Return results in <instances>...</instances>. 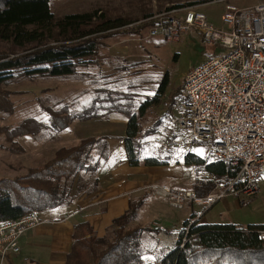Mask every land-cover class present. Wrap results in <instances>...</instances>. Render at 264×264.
<instances>
[{
    "label": "trees",
    "instance_id": "trees-1",
    "mask_svg": "<svg viewBox=\"0 0 264 264\" xmlns=\"http://www.w3.org/2000/svg\"><path fill=\"white\" fill-rule=\"evenodd\" d=\"M200 2V1H199ZM187 3L176 4L185 6ZM188 4H193L189 2ZM154 13L142 18L111 16L103 8L69 12L57 17L51 0H0V82L17 75H64L74 73L79 64L91 61L97 54L99 40L117 35L138 33L156 22ZM139 20L142 22L133 24ZM132 24V25H131ZM169 78L166 77L154 96L141 103L135 98H117L107 112L122 111L129 121L124 145L126 161L136 165H161L183 161L196 165L192 188L205 195L214 184L199 176L201 171L223 176L230 165L211 154L187 151L182 158L166 154L145 155L149 136L156 133L154 125L143 128L148 111L161 103ZM184 86L170 97L168 110L184 99ZM0 110L13 109L7 94L0 91ZM127 105V106H126ZM66 113L63 109L52 121L53 137L67 128L74 119L87 120L100 112ZM173 109V108H172ZM170 112V111H169ZM58 114V113H56ZM40 121L28 117L9 128L0 127L6 138L42 132ZM53 128V127H52ZM176 137L173 132L171 139ZM110 156V142L105 136L82 138L72 146H62L55 156L39 167H31L16 178L0 177V221L18 219L28 213L72 203L82 192H93L99 186L98 171ZM77 190L76 195L73 194ZM144 199L132 202L130 208L113 220L104 236H98L88 221L74 225L73 242L65 264H145L144 255L153 253L162 264H264V223L246 227L236 223H202L196 212L180 228L181 238L188 231L184 245L166 249L158 246V232L150 225H134ZM187 229V230H186ZM37 264V263H32Z\"/></svg>",
    "mask_w": 264,
    "mask_h": 264
},
{
    "label": "rangeland",
    "instance_id": "rangeland-1",
    "mask_svg": "<svg viewBox=\"0 0 264 264\" xmlns=\"http://www.w3.org/2000/svg\"><path fill=\"white\" fill-rule=\"evenodd\" d=\"M184 1L186 5L189 2L194 4L201 1L199 10L205 12L209 20L218 27H225L221 21L224 5L228 1H239L240 4H244L251 0ZM166 4L153 0H51L52 9L57 17L69 12L103 8L111 16L126 15L142 18L145 13L162 11ZM128 36L129 34L117 35L99 40L98 51H108L104 45H126L128 56L124 58L117 60L116 57L107 58L109 54L106 51L105 55L102 52L97 55V62L79 64L76 71L71 74H16L11 80L0 82V91L7 94L13 107L11 111L0 110V127L11 128L28 117L40 121L44 127L41 135L38 133L28 137L18 136L14 140H9L4 133H0V177L16 178L27 172L29 168L23 163L24 147L27 150L30 148L31 153H34L31 157V160L34 158L31 162L33 167H39L47 162V158L55 148L54 145H70L77 141L72 133L65 134L61 138L58 135L55 139L49 137L54 134L55 128L51 119L59 115L60 110L63 109L68 114L79 111L85 113L86 108H88L86 112H102L115 104L120 99L117 100L119 95L123 100L133 96L136 103H141L157 93L166 77L169 78V84L161 103L154 105L142 121L143 128L154 125L157 129L156 133L148 138L145 155L152 153L164 155L167 150L172 151L174 157L182 158L187 151L200 155L208 152L205 143L185 139V133L179 130L175 122V113L172 109L174 106L168 110L169 99L184 86L185 77L190 70L226 50L204 40L197 30L182 32L178 41H169L163 35L149 36V27L133 34L134 39ZM113 66L118 73L113 71ZM173 132L181 140L180 146L168 149L163 144L171 139ZM171 161L174 162L173 159ZM175 164H183L186 167V176L191 174L189 178L187 177L184 186L191 188L196 175V165L185 164L183 161ZM204 173L205 171H201L199 176L202 177ZM259 186L260 192L256 195H230L216 202L204 214L202 213L201 221L236 223L243 227L264 223V175L259 181ZM194 208L199 213L205 210L200 206ZM170 209L172 214L182 213L185 218H190L192 215L189 205L183 210ZM148 220V218L143 219L140 225L147 223ZM180 222L182 223L181 219ZM137 223L132 222L131 226Z\"/></svg>",
    "mask_w": 264,
    "mask_h": 264
},
{
    "label": "built area",
    "instance_id": "built-area-1",
    "mask_svg": "<svg viewBox=\"0 0 264 264\" xmlns=\"http://www.w3.org/2000/svg\"><path fill=\"white\" fill-rule=\"evenodd\" d=\"M153 18L156 22L149 27V36L178 41L182 32L197 30L204 40L226 50L188 72L185 98L177 100L173 109L187 141L205 143L207 153L230 165L226 175H201L214 184L205 195L159 183L154 185L156 193L173 208L191 202L205 210L230 195L258 194L264 175V0L246 7L226 3L221 14L225 27L210 22L196 4L170 5ZM180 141L176 136L163 145L171 149L179 147ZM42 222L37 212L0 221V258L19 253L21 237ZM153 228L158 232V246L166 249L183 246L188 235L185 231L181 238L180 229L168 230L161 223ZM154 264L162 263L155 258Z\"/></svg>",
    "mask_w": 264,
    "mask_h": 264
},
{
    "label": "crops",
    "instance_id": "crops-1",
    "mask_svg": "<svg viewBox=\"0 0 264 264\" xmlns=\"http://www.w3.org/2000/svg\"><path fill=\"white\" fill-rule=\"evenodd\" d=\"M153 1L166 2V6L185 2L184 0ZM258 1L251 0L244 4H240L239 1L232 3H238L237 5L246 7ZM200 3L202 2L194 3L198 9L202 5ZM128 37H131V39L135 38L133 34H129ZM104 47L108 51L99 50L91 58L90 62H97V55L101 52L104 55L108 52L109 55L108 57L106 55V57H116V60L128 56L126 45H104ZM113 71L118 73L115 66H113ZM100 113L101 116L87 120L74 119L67 128L62 129L58 133V136L61 138L65 134L72 133L73 137L77 138V141L70 145H54L53 147L55 148L52 154L48 158L45 156L48 161L55 156L58 148L75 145L85 137H107L110 142V156L98 171V188L90 193L82 192L78 194L72 203L39 213L43 222L28 230L21 237L19 253L10 254L3 260L0 258V264H65L67 253L70 251L73 242V230L76 223L83 220L88 221L98 236H104L112 225L113 220L124 214L130 208L132 202L142 198L144 202L138 210L136 220L133 221L138 222L137 225H140L143 219L148 218L147 223L141 224L142 226L151 224L150 226L153 227L155 223H161L168 230H179L182 227L183 222L187 218L182 213L172 214L170 208L173 207L167 203L166 199L156 193L154 185L159 183L174 188L193 189V182L191 183V188L184 187L187 177L189 178L191 175L189 173V176H186V167L183 164H175V162H173L174 164L171 162L161 165H130L126 161L124 145L129 117L122 111L107 112L102 110ZM41 134L42 132H40ZM22 136L28 137L32 136V134ZM49 137L54 138L53 134L49 135ZM29 149L27 150L24 147L23 152V163L26 168L34 166L31 164L34 161V158L31 160L34 153H31V149ZM30 154L32 155L30 156ZM76 193L77 190L74 189L73 194L76 195ZM187 205H189L191 213H199L194 208L196 205L191 202L186 203L182 208L176 209L183 210ZM145 213H147L146 217H144ZM200 222L205 223L201 220ZM155 258L153 253H147L144 255V263L154 264Z\"/></svg>",
    "mask_w": 264,
    "mask_h": 264
}]
</instances>
